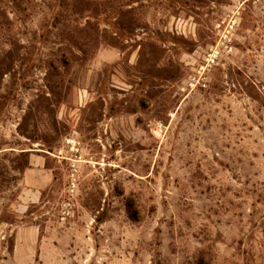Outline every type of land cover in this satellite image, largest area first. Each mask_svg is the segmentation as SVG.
Masks as SVG:
<instances>
[{
    "label": "rangeland",
    "instance_id": "1",
    "mask_svg": "<svg viewBox=\"0 0 264 264\" xmlns=\"http://www.w3.org/2000/svg\"><path fill=\"white\" fill-rule=\"evenodd\" d=\"M0 264H264V0H0Z\"/></svg>",
    "mask_w": 264,
    "mask_h": 264
},
{
    "label": "crops",
    "instance_id": "2",
    "mask_svg": "<svg viewBox=\"0 0 264 264\" xmlns=\"http://www.w3.org/2000/svg\"><path fill=\"white\" fill-rule=\"evenodd\" d=\"M53 181L52 169L44 162H35L30 159L29 167L22 172V192L20 199L29 203H37L42 191L51 186Z\"/></svg>",
    "mask_w": 264,
    "mask_h": 264
}]
</instances>
